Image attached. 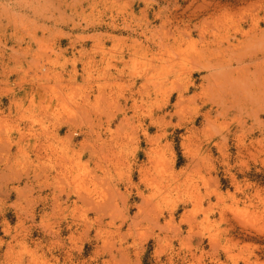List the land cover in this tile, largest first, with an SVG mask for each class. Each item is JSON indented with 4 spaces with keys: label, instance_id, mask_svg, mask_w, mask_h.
Wrapping results in <instances>:
<instances>
[{
    "label": "rangeland",
    "instance_id": "obj_1",
    "mask_svg": "<svg viewBox=\"0 0 264 264\" xmlns=\"http://www.w3.org/2000/svg\"><path fill=\"white\" fill-rule=\"evenodd\" d=\"M0 264H264V0H0Z\"/></svg>",
    "mask_w": 264,
    "mask_h": 264
}]
</instances>
